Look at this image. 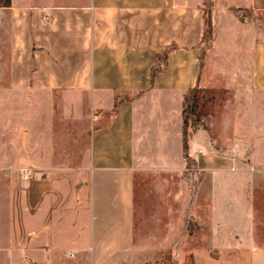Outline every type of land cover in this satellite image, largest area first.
Returning <instances> with one entry per match:
<instances>
[{
    "label": "crops",
    "instance_id": "0c3cea01",
    "mask_svg": "<svg viewBox=\"0 0 264 264\" xmlns=\"http://www.w3.org/2000/svg\"><path fill=\"white\" fill-rule=\"evenodd\" d=\"M213 5L214 46L203 61V0H11L10 6H0V46L8 39L9 47L0 95L87 96L93 112L82 166L28 182L27 251L41 255L32 264L60 259L64 264H123L122 257H135L138 189L150 190L143 185L155 182L154 175L182 177L186 171L185 99L193 88L205 87L209 74L231 81L239 115L246 106L264 110V28L235 37L231 71L214 70L212 60H220L210 54L218 39L227 38L218 23L230 24L236 17L249 31L255 22L230 6L264 12L263 1L258 6V0H213ZM172 46L164 62L161 55ZM247 120L251 137H264V118ZM235 155L232 159H240L241 152ZM196 162L201 171H218L225 156L209 151ZM225 187L218 179L213 184L212 218H225ZM230 189L238 192L233 202L243 204L232 218H243L246 209L253 218H264V206L255 204L264 205V168L255 183L240 177ZM257 239L251 229H242L237 249L254 251ZM63 253L72 259L69 263Z\"/></svg>",
    "mask_w": 264,
    "mask_h": 264
},
{
    "label": "rangeland",
    "instance_id": "374dc122",
    "mask_svg": "<svg viewBox=\"0 0 264 264\" xmlns=\"http://www.w3.org/2000/svg\"><path fill=\"white\" fill-rule=\"evenodd\" d=\"M262 1L258 0V6ZM203 5L204 10L212 12L213 0H203ZM230 9L238 15L243 13L245 18H254L255 22L249 31L240 26L236 17L230 24L218 23L216 26L220 32H226L227 38L219 41L216 38L217 47L210 54L220 60L219 63L212 60L214 70L219 67L217 69L222 72L234 69L235 37L238 40L239 35L246 36L264 28V12L236 6H230ZM213 35L214 31L212 37L206 39L209 48L214 46ZM3 43L0 46V72L8 73V39ZM230 82L228 78L218 79L211 73L205 87L200 86L204 90L195 94L207 128L196 125L189 139L190 156L195 159L194 167H191L192 182H197L194 190L181 175L169 178L154 175L155 182L143 185L144 189L150 190L138 189L140 202L134 218L135 257H122L121 263L162 264L167 260L171 264H264V245L260 244L264 243V238L260 240L264 218H253L249 209L242 213L243 218H232L234 209L243 204L233 202L238 192L230 189L240 177L252 178L255 183L264 168V137H251L246 126L250 116L263 119L264 110H249L246 106L239 115ZM88 101L87 96L61 92L47 96L0 95V264H32L35 258L38 259L36 262L40 261L39 253L31 256L27 251L31 240L30 224L25 219L29 203L27 185L31 181H41L48 172L62 175L82 166L87 149V129L93 113ZM256 139L260 141L256 142ZM238 150L240 159H232L234 153L238 157ZM209 151L225 156V163L218 171H201L197 167L199 154ZM240 166L247 167V170L240 171ZM23 168L32 169L31 179L24 176ZM217 179L226 186L223 198L225 218L211 217L214 203L211 192ZM13 188L16 189V204L13 203ZM177 193L182 196L174 197ZM255 204L258 208L264 206L258 200ZM248 228L258 238L255 242L257 250L251 252L237 249L239 231ZM245 232L248 235V231ZM240 241L243 243L244 240ZM65 253L63 258L69 263L72 259ZM63 262L60 259L57 264Z\"/></svg>",
    "mask_w": 264,
    "mask_h": 264
},
{
    "label": "trees",
    "instance_id": "16d2710c",
    "mask_svg": "<svg viewBox=\"0 0 264 264\" xmlns=\"http://www.w3.org/2000/svg\"><path fill=\"white\" fill-rule=\"evenodd\" d=\"M11 0H0V6H10ZM212 12L210 9L204 10V34L202 37V41L199 44L201 46V60L203 61V57L206 54V50L208 46L206 45V39L212 37V33L214 31L213 24H212ZM212 39H210L211 43ZM211 45V44H210ZM174 49V46L169 47L165 53L161 55L164 62L166 61L168 52L170 50ZM204 89L202 87L198 86L196 88H193L190 91L189 97L186 96L185 99V106L183 110L184 114V120H183V146H184V158L186 162V171L183 173V179L188 183V186L191 190H194V187L196 186V183L192 182V170L191 167H194L195 159L191 158L190 151H189V139L192 133V129L196 125H202L203 127L207 128V124L205 123V120L202 117L201 111L199 110V106L196 102V95L197 92H200ZM119 103V97L116 98L115 101V108L117 109ZM197 163V162H196ZM191 164V165H189ZM162 264H171L169 261H164Z\"/></svg>",
    "mask_w": 264,
    "mask_h": 264
},
{
    "label": "built area",
    "instance_id": "2783aa9c",
    "mask_svg": "<svg viewBox=\"0 0 264 264\" xmlns=\"http://www.w3.org/2000/svg\"><path fill=\"white\" fill-rule=\"evenodd\" d=\"M24 176H26V178H29L32 175V170L30 168H25L23 170ZM69 254L72 256L74 255L72 251H69Z\"/></svg>",
    "mask_w": 264,
    "mask_h": 264
},
{
    "label": "water",
    "instance_id": "95a60500",
    "mask_svg": "<svg viewBox=\"0 0 264 264\" xmlns=\"http://www.w3.org/2000/svg\"><path fill=\"white\" fill-rule=\"evenodd\" d=\"M157 66H158V65H157V64H155V66H154V68H153V69L155 70V69L157 68Z\"/></svg>",
    "mask_w": 264,
    "mask_h": 264
}]
</instances>
